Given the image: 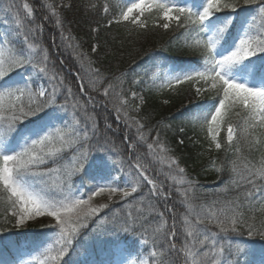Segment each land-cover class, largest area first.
<instances>
[{
    "label": "snow or ice",
    "instance_id": "obj_1",
    "mask_svg": "<svg viewBox=\"0 0 264 264\" xmlns=\"http://www.w3.org/2000/svg\"><path fill=\"white\" fill-rule=\"evenodd\" d=\"M62 6L45 5L49 16L42 19L54 18L62 41L75 50L87 76L85 82L76 73L77 92L56 71L49 48L41 43L43 25L36 22L33 7L24 2L0 8L4 25L0 32V200L7 205L5 215L14 228L42 218L40 227L48 230L27 248L12 244L16 256L11 261L0 259V264H247L241 260L246 245L233 242L231 234L246 229L248 237L264 238V0H124L108 20L109 25H131L138 33L150 27L168 30L174 24L184 29V46L199 52L180 64L169 63L168 57L157 53L162 59L153 64L150 80L158 89L175 90L187 83L197 97L215 94L194 106L199 111L191 119L206 131L209 150L233 152L231 184L237 195L200 203H196L198 182L186 178L159 131L146 129L137 116L130 115L123 95L126 73H103L79 51L73 37L64 34L58 11ZM251 6L256 14L238 24L239 14ZM102 11L110 13L107 0ZM97 48L92 46V52ZM91 93L102 96L105 107L111 103L115 120L135 130V141L125 136L121 148L111 137L101 138ZM137 97L131 92L132 99ZM138 98L143 104V96ZM132 110L138 113L140 105ZM233 115L239 120L234 122ZM104 127L113 131L107 118ZM253 152L258 156L253 157ZM156 164L161 168L154 174ZM212 166L222 170L215 161ZM167 180L179 185L184 207L181 231L175 211L166 204L171 191H165ZM105 193L110 202L115 196L127 200L136 194V203L128 204L136 214L117 210L102 215L109 203L96 204L94 198ZM157 201L165 202L171 224L165 212L158 211ZM153 214L158 221L155 227L149 224ZM148 232L150 239L145 236ZM122 234H139L145 245L151 241L150 256H132L121 242ZM98 244H107L108 254L116 258L100 262L72 258L88 256Z\"/></svg>",
    "mask_w": 264,
    "mask_h": 264
},
{
    "label": "trees",
    "instance_id": "obj_2",
    "mask_svg": "<svg viewBox=\"0 0 264 264\" xmlns=\"http://www.w3.org/2000/svg\"><path fill=\"white\" fill-rule=\"evenodd\" d=\"M68 2L70 7L64 9L63 13L65 16L64 28L79 44L81 51L91 61H94L93 66L100 68L103 73L106 72V69H111L108 73L119 74L122 72L124 70L123 66L135 59L139 49L143 47L144 39L141 36H139L140 38L129 37L125 29L120 27V24L107 25V18L110 13L108 15L103 13V2L101 0H68ZM35 5L39 7L38 2H35ZM92 5H96V7L93 8ZM94 45L98 46L95 53L91 50ZM67 63L72 64L73 61L68 60ZM60 69L59 73L64 77H68L67 81L71 84L73 91L77 92L78 84L75 78L67 74L62 67ZM82 76L87 82L84 71ZM91 95L101 100L104 99L96 93H91ZM148 104L144 108L147 113L146 116L161 113V105L156 99L153 98ZM95 109L98 113L101 112L96 104ZM89 111H93L91 105ZM186 146L189 147L187 158L191 159L194 165L198 167L202 163L201 154L198 152L199 148L190 145V143H187ZM6 209L7 205L0 200V229H5L2 226ZM6 222L7 220H5Z\"/></svg>",
    "mask_w": 264,
    "mask_h": 264
},
{
    "label": "rangeland",
    "instance_id": "obj_3",
    "mask_svg": "<svg viewBox=\"0 0 264 264\" xmlns=\"http://www.w3.org/2000/svg\"><path fill=\"white\" fill-rule=\"evenodd\" d=\"M132 256H134L133 254H132ZM141 258H143L144 256H140Z\"/></svg>",
    "mask_w": 264,
    "mask_h": 264
}]
</instances>
